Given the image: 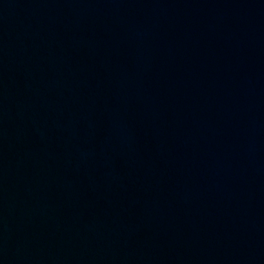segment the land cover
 I'll return each instance as SVG.
<instances>
[{
    "label": "water",
    "instance_id": "obj_1",
    "mask_svg": "<svg viewBox=\"0 0 264 264\" xmlns=\"http://www.w3.org/2000/svg\"><path fill=\"white\" fill-rule=\"evenodd\" d=\"M0 264H264V0H0Z\"/></svg>",
    "mask_w": 264,
    "mask_h": 264
}]
</instances>
